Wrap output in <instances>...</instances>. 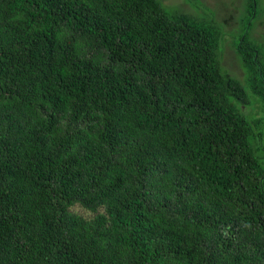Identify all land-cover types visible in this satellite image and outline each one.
<instances>
[{
    "label": "trees",
    "instance_id": "16d2710c",
    "mask_svg": "<svg viewBox=\"0 0 264 264\" xmlns=\"http://www.w3.org/2000/svg\"><path fill=\"white\" fill-rule=\"evenodd\" d=\"M246 1L243 83L161 0H0V264H264Z\"/></svg>",
    "mask_w": 264,
    "mask_h": 264
},
{
    "label": "rangeland",
    "instance_id": "374dc122",
    "mask_svg": "<svg viewBox=\"0 0 264 264\" xmlns=\"http://www.w3.org/2000/svg\"><path fill=\"white\" fill-rule=\"evenodd\" d=\"M164 8L170 12H179L192 17H198L204 21H213L216 26H222V40L220 43V60L223 70L230 76L245 82L244 67L236 50L237 36L242 32L243 20L247 16L246 0H197L194 4L185 0H161ZM257 16L254 19L249 39L255 46L264 50V0L257 4ZM218 23V24H217ZM256 118H261L263 110L259 102L255 101L253 108L245 109ZM74 211L89 217L92 214L79 206Z\"/></svg>",
    "mask_w": 264,
    "mask_h": 264
}]
</instances>
